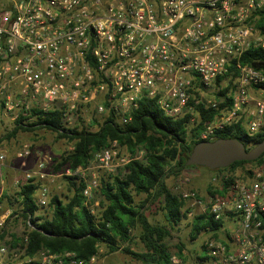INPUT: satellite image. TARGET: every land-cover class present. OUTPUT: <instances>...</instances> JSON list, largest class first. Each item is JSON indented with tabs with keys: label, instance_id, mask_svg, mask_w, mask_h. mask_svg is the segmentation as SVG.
<instances>
[{
	"label": "built area",
	"instance_id": "obj_1",
	"mask_svg": "<svg viewBox=\"0 0 264 264\" xmlns=\"http://www.w3.org/2000/svg\"><path fill=\"white\" fill-rule=\"evenodd\" d=\"M263 29L264 0H0V116L12 126L29 116L26 125L37 120L33 110H58L66 128L93 129V121L105 120L124 127L146 98L167 116L188 115L189 123L199 118V107L217 110L197 139L213 140L233 124L254 136L264 132V69L242 56L264 50ZM30 154L23 143L15 157ZM5 159L0 150V165ZM51 160L38 156L35 167L14 180L15 190L30 180L41 183L34 200L46 207L51 196L43 181L77 174L84 204L98 217L99 205L91 202L98 171L129 157L120 156L112 140L75 171L48 174L44 166ZM3 183L0 176V231H7L0 264H100L99 252L87 260L44 247L28 254L35 227L19 214L15 194L4 207ZM178 197L186 219L200 216L218 225L189 237L191 243L199 239L197 247L173 251L167 264H264V156L239 174L213 172L203 191L186 188Z\"/></svg>",
	"mask_w": 264,
	"mask_h": 264
},
{
	"label": "trees",
	"instance_id": "obj_2",
	"mask_svg": "<svg viewBox=\"0 0 264 264\" xmlns=\"http://www.w3.org/2000/svg\"><path fill=\"white\" fill-rule=\"evenodd\" d=\"M242 62L254 68L264 69V50L250 49L242 56ZM227 92L229 89L219 94L225 95ZM228 101L229 98L226 99V102ZM217 112L199 107V118L189 123L188 115L177 118L167 116L159 109L155 100L144 98L139 101L138 108L133 112L131 122L124 127L105 120L101 123L93 121L95 129L66 128L58 110H33L30 116L37 120L26 125L22 124L29 116H20L1 138L9 139L21 131L32 132L43 128L55 131L57 137L63 138L66 145L72 147L67 148L55 159L52 166L54 172L66 168L75 171L77 167H85L92 154L112 140H117L119 145H125L130 153L129 160L124 165V173L108 174L100 178L99 192L102 198L98 217L91 215L84 204V182L77 174L65 175L73 189V194L66 201L57 195L50 197L52 214L49 218L35 215L38 206L34 195L41 183L30 180L20 185L14 192L19 198L16 201L20 207L19 214L23 218L29 217L35 227L28 233L26 252L32 254L44 247L56 253L70 251L75 253L77 258L87 260L104 245L108 252L122 250L144 264H167L173 251L185 247L181 240H177L171 250L166 240L171 236L172 229L182 219H186V215L181 212L182 200L168 188L166 178L178 175L187 167L214 172L233 171L241 167V172H244V165L257 162L264 156L263 152L256 160L235 161L225 168L218 169L188 165L189 153L193 146L201 141L197 139L198 132ZM218 138H237L249 149L264 138V132L248 136L238 124H233L218 130L213 140ZM139 151H142V155L137 157ZM134 194H144V197L136 203ZM9 196L10 194L4 191L1 201L9 200ZM154 204L162 211L166 224L152 223L148 219L146 211L151 210ZM186 220L191 239L196 238L207 226L218 225L200 216ZM132 228L138 232L137 239L144 247L142 252L133 251L126 246L121 247L122 243L131 240ZM6 232L0 231V240ZM12 238L14 242L17 241L16 234H12Z\"/></svg>",
	"mask_w": 264,
	"mask_h": 264
},
{
	"label": "rangeland",
	"instance_id": "obj_3",
	"mask_svg": "<svg viewBox=\"0 0 264 264\" xmlns=\"http://www.w3.org/2000/svg\"><path fill=\"white\" fill-rule=\"evenodd\" d=\"M91 127L93 129L96 128L95 125L91 123ZM12 127V124L8 122V118H2L0 116V138L5 136L9 131V128ZM23 143L30 145L31 154L25 159H17L15 157V152L19 148V146ZM67 148L66 141L63 138L57 137V133L55 131L47 130V129H38L37 131H21L18 132L15 137H11L9 139L1 138L0 150L5 152V162L3 163L2 168H0V176L3 178V190L7 191L9 194H14L16 187H14V179L20 177L24 171L31 170L37 164L38 156L42 155H51L52 160L44 166V171L48 174L51 173H60L62 170L54 172L52 171V166L55 162V159L59 158L60 154L63 153ZM141 152V154H140ZM119 155L130 157V153L125 145H119ZM142 155V151L138 152V157ZM124 165H120L113 170L106 171H98V179L100 182V178L102 176H106L108 174H118L124 173L125 168ZM246 165H244L245 167ZM1 167V165H0ZM202 167V166H200ZM226 172H231L233 174L241 173V167L235 168L232 170H222ZM214 171H207L204 169L197 168H185L181 173L175 176H169L166 178V184L168 188L177 196L182 189L186 188H196L199 191H203L207 186V179L210 174ZM221 172V171H218ZM65 173L59 174V176L55 177V183H51L50 181L44 180L49 184L50 188V196L57 195L61 200L66 201L68 197L73 194V189L69 185L68 179L65 177ZM187 179V180H186ZM55 185V186H54ZM59 185V188L56 186ZM144 197V194L135 195V202L139 203ZM102 196L100 195L99 189L94 192V197L91 200L100 204ZM4 203V207H8L10 201L8 199H4L2 201ZM52 214V207L50 204L46 207L38 208L35 212L36 216L42 218H49ZM148 219L152 223L158 224H166L162 211L154 204L151 206V210L146 211ZM188 222L186 219H182L177 226H175L171 231V236H169L166 240L167 246L170 249H173V244L177 240H181L187 250L193 251L195 247H197V239L196 242L191 243L189 241V227L187 226ZM21 225L19 223H13V229H21ZM138 232L135 229L130 230L131 240L122 243L121 247L126 246L132 249L133 251L142 252L144 250L143 245L137 239ZM200 238V237H199ZM189 241V242H188ZM171 249V250H172ZM99 259L100 264H144L139 260L133 258L131 255L124 253L122 250L108 252L107 248L104 245H101L99 250Z\"/></svg>",
	"mask_w": 264,
	"mask_h": 264
},
{
	"label": "water",
	"instance_id": "obj_4",
	"mask_svg": "<svg viewBox=\"0 0 264 264\" xmlns=\"http://www.w3.org/2000/svg\"><path fill=\"white\" fill-rule=\"evenodd\" d=\"M264 152V138L246 148L237 138H218L197 142L187 158L188 165H198L210 169L225 168L235 161H253Z\"/></svg>",
	"mask_w": 264,
	"mask_h": 264
},
{
	"label": "crops",
	"instance_id": "obj_5",
	"mask_svg": "<svg viewBox=\"0 0 264 264\" xmlns=\"http://www.w3.org/2000/svg\"><path fill=\"white\" fill-rule=\"evenodd\" d=\"M2 166H3V165H1V167H0V168H2ZM17 178H18V177H17ZM14 180H15V179H14ZM14 187H15V185H14Z\"/></svg>",
	"mask_w": 264,
	"mask_h": 264
}]
</instances>
